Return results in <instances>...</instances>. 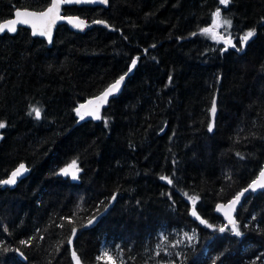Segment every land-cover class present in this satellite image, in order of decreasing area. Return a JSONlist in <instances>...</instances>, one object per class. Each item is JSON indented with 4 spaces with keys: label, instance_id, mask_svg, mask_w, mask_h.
<instances>
[{
    "label": "trees",
    "instance_id": "obj_1",
    "mask_svg": "<svg viewBox=\"0 0 264 264\" xmlns=\"http://www.w3.org/2000/svg\"><path fill=\"white\" fill-rule=\"evenodd\" d=\"M47 6L0 0V23L16 8ZM217 7L232 21L218 32L236 47L201 33ZM63 10L111 27L61 24L52 46L27 27L0 33V180L27 169L14 185L0 184V264H75L72 249L82 264H101L103 243L120 248L123 264H152L161 230L197 234L174 264H264V190L239 207L241 235L215 212L264 165V0H110ZM131 68L100 118L81 120L75 109ZM73 160L76 179L60 171Z\"/></svg>",
    "mask_w": 264,
    "mask_h": 264
},
{
    "label": "snow or ice",
    "instance_id": "obj_2",
    "mask_svg": "<svg viewBox=\"0 0 264 264\" xmlns=\"http://www.w3.org/2000/svg\"><path fill=\"white\" fill-rule=\"evenodd\" d=\"M102 3L106 4L108 0H48V6L45 9L34 11V10H27V9H18L14 13V18L10 19L4 23H0V33H3L5 30L9 32H16L17 25H30L32 28L33 35H40L46 36L49 41L51 40V33L52 28L56 24L58 20L65 19V17L61 16V7L65 4H72V3ZM219 5L227 6L230 3V0H218ZM212 23L211 27L201 29V33L209 36L213 40H223V42L227 45L232 47H236L235 44L231 42V36L225 38L221 36L220 33L217 31L220 28H231L232 21L231 19H227L222 17L221 10L219 7L211 14ZM68 22L71 23L74 27L82 29L86 26V21L78 18V17H68ZM94 23H103L102 21H94ZM255 35V29H251L244 33L242 37H239L241 40V50L242 46L247 43V41ZM225 50H227L225 48ZM136 61H132V65L135 66ZM124 80V76H120L118 80H116L113 84L108 86L100 95L96 96L94 99H90L87 101L86 104H81L78 108L75 109L76 114L79 116L81 120H83L86 116H92L96 119H99V112L100 108L103 104L107 103V98L112 95L115 91L119 90L121 83ZM171 78H169V81ZM211 112L214 115L216 112V104L215 101L212 103ZM29 115H33L36 119L41 117V108L39 107H32ZM6 125L3 122H0V128H4ZM211 126L209 127V131H211ZM237 155H240L237 153ZM27 171L23 164H20L18 168L11 172V175L6 180H0V184H7V185H14L16 183L17 177L22 175L23 172ZM61 173L64 175L71 174L73 179L77 178L78 172L80 169L78 168L76 161L73 160L70 165L60 170ZM161 179L167 180L168 184H172L173 181L171 178L168 177H161ZM249 187L252 190L256 188L264 189V170L259 172V176L257 179H254ZM248 189H245L247 191ZM184 195H187L185 193ZM243 193L238 194L232 201H230L227 205H218V208L224 211V215L228 220V223L232 226V231L236 235H241L236 221L233 219L232 212L235 210V205L240 199V196ZM115 197H113L114 199ZM193 201V203L198 199L196 196L189 197ZM196 215L195 211L192 213ZM71 223V221H69ZM89 224L92 223V220L89 219ZM201 223H206V221L201 220ZM62 226V225H61ZM211 227V225H209ZM77 229L73 227L71 229L72 236H75ZM220 232L225 231V227L219 228ZM185 237L190 241L194 237L188 236L187 233L184 234ZM42 239V237H41ZM71 239H69L68 243L71 244ZM22 244H28V241H21ZM179 243V241H177ZM71 258L75 261V264H82L80 256L77 254L75 249L71 250ZM21 255H23L21 253ZM117 258H120V264H123V260L121 257L120 252H117L112 255L107 249L104 250L100 255H98L95 259L101 264H117Z\"/></svg>",
    "mask_w": 264,
    "mask_h": 264
},
{
    "label": "water",
    "instance_id": "obj_3",
    "mask_svg": "<svg viewBox=\"0 0 264 264\" xmlns=\"http://www.w3.org/2000/svg\"><path fill=\"white\" fill-rule=\"evenodd\" d=\"M109 1H110V0H108V2H107L106 4H102V3H98V2H97V3H79V4H77V3H72V4H65V5H62V7H61V16L65 17V19L58 20V21L56 22V24L53 26V28H52V33H51V40L49 41V39H48L46 36H40V35H38V34H37V35H33V34H32V35H33V37H40V38L45 39L46 42H47V44H48V46H52V45H53V41H54V37H55V33H56V29H57V27H58L59 25H61V24H66L71 30L76 31V32H85V31H87V30L93 28L95 25H103V26H105V27L110 28L111 26H110L109 23H108L107 21H105V20H94V21H102L103 23H94V21H90V22H89L86 18H84V17H82V16H80V15H76V14H65V13H64V10H63V7H64V6H73V5H77V6H85V5H86V6H104V7H107V6L109 5ZM18 9H27V10L39 11V10H36V9H31V8H16V9L14 10V13H15V11L18 10ZM14 13H13V15H12L11 17H9V18L3 20L1 23H4V22H6V21H8V20H10V19H13V18H14ZM68 17H78V18H80V19L86 21V26L83 27L82 29H80V28H76V27H74L71 23L68 22V19H67ZM20 27H27V28H29V29L31 30V33H32V28H31L30 25H17V31L14 32V33L9 32V31H7V30H5L4 32H9L10 34L15 35V34L18 32V30H19ZM131 73H132V68L129 69L126 73H124V74L121 75V76H124V80H123V82L121 83V85H120V87H119V90H118V91H115L112 95H110V96L107 98V103H105V104H103V105L101 106V108H100V112H99V115H100V113L102 112V110L108 105L109 101H110L112 98L117 97V96L120 95V93L122 92V90H123V88H124V86H125V84H126V82H127L128 77L130 76ZM118 79H119V77H118L116 80H118ZM116 80H115V81H116ZM115 81H113L112 83H110L108 86H110L111 84H113ZM108 86H107V87H108ZM107 87H106V88H107ZM106 88H104V89H103L101 92H99L98 94H96V95H94V96H92V97L86 99V100L83 101L81 104H86L88 100H90V99H94L96 96L100 95V94H101ZM81 104H80V105H81ZM80 105H79V106H80ZM79 106H78V107H79ZM78 107H77V108H78ZM86 117H87V118H92V116H86ZM165 129H166V127H164V128L161 130V133H163V132L165 131ZM261 170H264V165H263V167L261 168ZM261 170H260V171H261ZM260 171H259V172H260ZM258 176H259V173L257 174V176H256L254 179H257ZM254 179H252L248 185H246L245 187H243L242 189H240V190H239V191H238L233 197H231L228 201H226V202H219V203L216 204L215 212L223 218V220L226 222V224H227L228 226H230L231 229H232V226L228 223V220H227V218H226L225 215H224V211L221 210V209H219V208H218V205H222V204H223V205H227V204H228L230 201H232V200H233L238 194L243 193V195L240 196L239 201H238L237 204L235 205V210L232 212L233 219H234V220L236 221V223H237L238 221H237V218H236V213H237L239 207L242 205V203H243L244 200L246 199V197H247L248 195H250L251 193H252V194H256V193H258V192L264 190V189H260V188H256L255 190H252V189L249 187V185L251 184V182H252ZM162 180L165 181V182L167 183V180H165V179H162ZM245 189H248V190L245 191ZM98 219H99L98 216H95V217L91 218L92 223L89 224L88 221H87V222L83 225V228H84V229H88V228L94 226V225L98 222ZM19 256H20L22 259H26L23 255H21V252H19Z\"/></svg>",
    "mask_w": 264,
    "mask_h": 264
},
{
    "label": "rangeland",
    "instance_id": "obj_4",
    "mask_svg": "<svg viewBox=\"0 0 264 264\" xmlns=\"http://www.w3.org/2000/svg\"><path fill=\"white\" fill-rule=\"evenodd\" d=\"M218 31V30H217ZM221 36H224L220 34ZM227 38V36H224ZM185 233L188 236L194 237L192 240H188L185 237ZM197 239V234L192 230H182V231H173L171 233L161 230L156 241L152 244L150 253H151V263L152 264H174L176 262V257H180L182 248L186 245L193 243ZM179 241V243H177ZM118 247V246H117ZM119 248V247H118ZM108 250L112 255L115 256L117 252H120L119 249H114L111 246V243H103L102 252ZM121 254V252H120ZM122 260L124 262V255L121 254ZM126 259V258H125ZM117 263H120V258H117Z\"/></svg>",
    "mask_w": 264,
    "mask_h": 264
}]
</instances>
